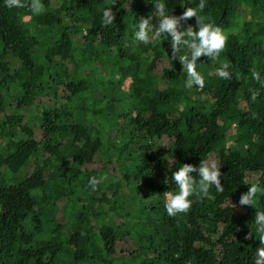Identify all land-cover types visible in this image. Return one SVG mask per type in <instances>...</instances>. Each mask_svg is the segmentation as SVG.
<instances>
[{
    "label": "trees",
    "instance_id": "obj_1",
    "mask_svg": "<svg viewBox=\"0 0 264 264\" xmlns=\"http://www.w3.org/2000/svg\"><path fill=\"white\" fill-rule=\"evenodd\" d=\"M70 1L75 10L87 16L83 35L62 21L61 8L53 9L49 0H41L42 10L35 15L29 7L31 0H23L22 7H8L0 0V117L4 119V137L11 149L8 156L0 152V171L7 168L12 174H19L28 169L17 184L0 186V264H118L119 258L128 264H256L257 249L264 247L259 243L254 222L255 213L264 211V24L253 33L227 35L218 57L221 67L227 65L229 77L218 76L213 89L205 82L201 88L209 96V108L205 101L190 94L189 105L171 113L164 108L178 98L177 94H183L173 86L186 83L188 77L183 66H167L164 58L181 59L189 49L180 45L173 51L171 38L166 34L144 43L142 51L153 58L147 74L142 76L138 54L124 51L125 42L129 34L134 36L140 18L158 14L157 4L164 5L165 14L179 17L186 8H196L200 0ZM242 1L255 4L259 0H205L204 8L197 9V17L201 23L212 24L224 32ZM106 9L112 10L113 22L102 24ZM27 16L31 17L30 23L24 20ZM150 23L153 28L158 26V22ZM188 26L196 30V17L181 20L178 30L187 31ZM41 28L57 29L58 33L47 46L44 61L38 62L35 57L42 44L33 29ZM75 36L92 47L115 52L121 62L131 63L119 70L133 79L137 114L123 116L122 125L116 117L109 131L115 138L122 137L114 172L139 199L143 198L141 202L153 205L149 211L159 219L160 230L154 238L150 235L152 243L148 247L132 241L125 243L113 226L97 228L85 214V220H77L69 235L64 232L62 211L55 215L58 222H51L48 212L60 207L66 198L92 197L84 187L91 180L89 167L100 153L102 142L75 115L62 114L55 99H48L40 122L31 128L30 117H18V110L5 96L7 91L14 90L23 105L30 93H42L46 87L67 90L69 101L78 96L85 86L83 81H68L66 74L53 76L72 59ZM8 58L17 61L18 70H12ZM212 59L199 57L195 71L203 73ZM154 69L158 84L168 88H153L155 79L150 72ZM254 71L259 80L252 79ZM239 95L240 105L236 101ZM59 96L58 93L56 97ZM12 109L14 112H8ZM18 124L19 130L15 128ZM232 124L250 137L244 153L221 145L225 141V127ZM147 139L164 143L163 160L154 158ZM201 161L215 162L223 191L217 193L211 186L206 194L197 190L191 195L194 197H189L192 204L186 212L169 216L164 209V197L179 191L171 174L182 164L198 167ZM57 166L61 172L56 175L58 183L62 188L67 185L65 199L48 189V173L58 171ZM191 175L194 184H199L198 173ZM248 179L258 184L261 191L255 194L250 209L239 214L236 206L251 185ZM79 188L84 192L79 193ZM48 223H52L51 233L44 237ZM103 232H108L107 241L102 238Z\"/></svg>",
    "mask_w": 264,
    "mask_h": 264
},
{
    "label": "rangeland",
    "instance_id": "obj_2",
    "mask_svg": "<svg viewBox=\"0 0 264 264\" xmlns=\"http://www.w3.org/2000/svg\"><path fill=\"white\" fill-rule=\"evenodd\" d=\"M49 2L53 6V9L61 8L59 14L66 25L74 26L78 34H85L84 26L87 22L85 12L75 10L70 0H49ZM39 3L41 4V0H39ZM125 10L128 11V8L126 7ZM262 13H264V0H259L255 4L245 1L240 2L234 19L231 21L229 28L223 33L227 36L231 33L245 35L256 32L259 26L264 24V14ZM150 17V21L153 23L158 22L160 19L159 14L156 13H151ZM24 20L30 23L31 17L27 16ZM33 32L42 44L37 50L35 60L42 62L45 58L47 46L55 41L58 31L57 29L46 30L41 28L39 30L33 29ZM128 37L125 42L124 51L138 54L140 74L145 76L153 57L150 53L142 51L145 50L143 42L136 40L130 34ZM74 38L72 59L64 63L56 72H53V76L66 74L68 81H83L85 86L81 89L82 91L80 90L81 92L78 96L73 97L72 101H69L67 98V94L69 96L68 91L61 87L56 90H47L46 87V91L42 93L40 91L32 92L30 93V98L27 97L25 100V105L17 99L14 90L13 93L7 91L5 96L9 104L18 110V117H30L28 122L31 128H34L40 122L42 111L48 99H55L58 109L64 112L62 114L65 116H67L66 113L75 115L78 121L87 125L94 132L96 140L100 139L102 142L100 153L89 167L91 180L94 179L97 183L93 185L90 183L91 180H89L84 187L85 192L91 193L92 197L91 195H82L76 199L66 197L65 199L64 187L67 185L63 184L64 187L62 188L60 183H58L56 175L61 173L58 166V171L55 169L53 172L48 173L49 192L53 191L54 196L65 199L60 207L51 208L48 212L51 222L57 223L58 220L55 215L57 212L62 211L61 213H64L65 216L63 224L66 229L64 232L69 235L74 232L77 220L84 221L86 217L90 222L94 221L97 224V228L104 229L105 226H113L125 243L132 241L148 247L152 243L151 236L154 238L160 230L159 219L154 213L149 211L153 205L147 204L144 201L141 202L140 200L143 198L139 199V195L134 193L130 187H127L124 181L119 178V175L114 172L115 166L120 159L118 149L122 146V137L118 136L115 138L110 135L109 131V127L113 125L116 117L119 118L122 125L124 122L123 116H136L137 114V101L132 94L133 79L131 75L119 70L121 66H127L131 63L127 60L119 61L115 52L102 51L101 49L92 47L90 44L83 43L79 40V36H75ZM149 43H152V40ZM218 56L209 60V65L200 74L203 81L211 89L217 86V78H219L216 73L217 69L221 67V60ZM164 60L167 66H182V61L179 57L166 56ZM8 62L11 64L12 70H18L19 64L16 60L8 58ZM150 76L155 79L153 88H168L163 84H158L160 80H158L156 69L150 72ZM185 84L173 86L183 94H177L178 98L164 108L165 110L175 113L178 109L189 105L188 98L190 94H194V97L200 101H205L208 105L207 108L210 107L211 104L206 91L203 92V89L195 87V85L192 88H187ZM63 91L64 96H62ZM58 93L60 96L56 97ZM33 98L35 99L34 103L32 101ZM236 101L237 104H241L240 95L237 96ZM26 106L29 107L27 108ZM10 111L14 112L13 109L8 110V112ZM3 120V117H0V152L8 156L11 153V149L8 140L4 137V133L7 130L6 126H3ZM15 128L19 130V124ZM26 130L28 129L26 128ZM249 139V135L243 132L237 124L227 125L225 127V141L221 145L232 152L244 153ZM146 143L150 145L154 158L160 161L163 160L162 149L165 148L164 143L152 139H147ZM213 162L211 161L210 163ZM27 172L28 169L25 168L19 174H12L7 168H3L0 171V186L17 184ZM248 182L252 185L251 179H248ZM82 190V188H79V193L84 192ZM165 199L166 196L164 197ZM250 207L248 205H237L236 210L241 214L244 210L250 209ZM88 212L89 215L87 214ZM125 214L127 216L122 219ZM78 215L82 217L78 219ZM47 225L45 228L47 233H45L44 237L49 236L51 233L52 223H48ZM103 233L104 236L102 238L107 241L108 232ZM112 238L114 239L115 236ZM117 263L128 264L122 258H119Z\"/></svg>",
    "mask_w": 264,
    "mask_h": 264
},
{
    "label": "clouds",
    "instance_id": "obj_3",
    "mask_svg": "<svg viewBox=\"0 0 264 264\" xmlns=\"http://www.w3.org/2000/svg\"><path fill=\"white\" fill-rule=\"evenodd\" d=\"M4 4L8 7H22L23 0H3ZM205 6V0H200L196 8H186L182 15L179 17L167 15L164 12V5L162 3L157 4L156 9L160 19L158 20V26L153 28L150 23L151 17L140 18L137 22V30L134 32V38L145 44L150 40H155L162 34H166L171 38V47L175 51L178 46L185 45L189 52L185 56L181 57L182 66L187 72V81L185 86L192 88L194 85L203 88V78L195 71V65L197 59L202 55L209 58H215L224 49L225 42L227 40L226 34L222 32L219 27L213 26L209 23H201L197 17V9L202 10ZM31 12L39 14L42 5L39 0H31L29 5ZM196 17L197 28L195 31L191 27L187 31H179L180 21L186 18ZM113 22V13L111 9H106L102 15V24H109ZM227 65L217 69V75L221 78H228L229 73L225 69ZM252 79L259 80V74L252 72ZM253 99L255 93H253ZM197 172L199 178V184H194L192 172ZM172 180L179 189L176 193H166V199L164 203V209L169 216H173L177 213L186 212L192 204L189 197L195 192L199 191L202 194H206L208 188L214 187L217 193L223 191V187L220 183V170L213 163H205L201 161L198 167H194L191 164H182L175 172L171 174ZM91 184L95 185L96 180H91ZM261 191L258 184H252L249 186L248 191L240 196L239 204L251 206L254 202L255 194ZM254 222L256 225V233L259 236L260 245L264 246V211H257L255 213ZM247 238V237H246ZM256 264H264V247L257 249Z\"/></svg>",
    "mask_w": 264,
    "mask_h": 264
}]
</instances>
